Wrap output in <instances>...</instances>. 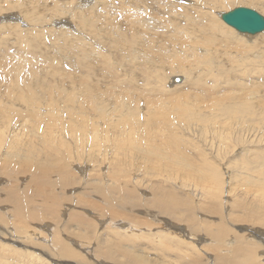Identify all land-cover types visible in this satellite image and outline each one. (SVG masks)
Here are the masks:
<instances>
[{
	"label": "rangeland",
	"instance_id": "1",
	"mask_svg": "<svg viewBox=\"0 0 264 264\" xmlns=\"http://www.w3.org/2000/svg\"><path fill=\"white\" fill-rule=\"evenodd\" d=\"M85 1L0 0V103L23 112L33 100L67 124L44 136L33 118L0 117V264H264V31L244 41L217 16L264 18V0ZM82 94L105 122L89 106L76 112ZM14 132L24 152L29 134L58 140L35 158L53 170L43 191L29 185L38 164L13 174L3 160Z\"/></svg>",
	"mask_w": 264,
	"mask_h": 264
},
{
	"label": "bare ground",
	"instance_id": "2",
	"mask_svg": "<svg viewBox=\"0 0 264 264\" xmlns=\"http://www.w3.org/2000/svg\"><path fill=\"white\" fill-rule=\"evenodd\" d=\"M18 1V0H17ZM186 1V0H185ZM80 2H85L86 3V1L85 0H80ZM114 2V1H113ZM190 2V1H189ZM217 2V1H216ZM107 3V2H106ZM203 3V2H202ZM258 3V2H257ZM19 4V3H18ZM180 4V3H179ZM64 7V6H63ZM97 7V6H96ZM216 7V6H215ZM137 8V7H136ZM164 8V7H163ZM252 8V7H251ZM259 8V7H258ZM70 9V8H69ZM118 9V8H117ZM169 9H170V7H169ZM261 9V8H260ZM214 10V9H213ZM264 10V9H263ZM84 11V10H83ZM121 11V10H120ZM261 11V10H260ZM75 13V12H74ZM199 13V12H198ZM259 14V13H258ZM109 16V15H108ZM201 16V15H200ZM217 16H219V17H221L222 16V13H219L218 12V14H217ZM262 16V15H261ZM3 18V17H2ZM2 18L0 19V21L2 20ZM5 18V17H4ZM180 18V17H179ZM68 19H69V17H68ZM4 21V20H3ZM3 21H1V22H3ZM67 21V20H66ZM5 22V21H4ZM107 22H108V20H107ZM107 22H106V24H107ZM191 22V21H190ZM148 23H149V21H148ZM110 24V23H109ZM95 25V24H94ZM78 26H79V24H78ZM84 26V25H83ZM90 26V25H89ZM111 26H113V25H111ZM193 26V25H192ZM58 27V26H57ZM220 27H223V26H220ZM68 28V27H67ZM110 28V27H109ZM162 28V27H161ZM199 28V27H198ZM234 28V27H233ZM71 29V28H70ZM231 29V28H230ZM198 30V29H197ZM43 31V30H42ZM87 31V30H86ZM206 31V30H205ZM55 32V31H54ZM113 32V31H112ZM116 32V31H115ZM123 32V31H122ZM122 32L120 33V35L122 34ZM132 32V31H131ZM224 32H227V28L224 30ZM125 33V32H124ZM132 33H134V31L132 32ZM155 33V32H154ZM206 33V32H205ZM232 33V35H233V33L234 32H231ZM237 33V32H236ZM236 33H234L235 35H237L238 37H240V39L241 40H244V41H246V40H248V42H249V38H243V37H247V36H243V35H239V34H242V33H238V34H236ZM9 34V33H8ZM29 34V33H28ZM53 35V34H52ZM80 35V34H79ZM100 35H102L103 36V34H100ZM119 35V34H118ZM123 35H125V34H123ZM123 35H121V36H123ZM172 36V35H171ZM256 36V35H255ZM21 37V36H20ZM134 37H136V36H134ZM170 37V36H169ZM27 38V37H26ZM46 38V37H45ZM76 38V37H75ZM87 38V37H86ZM100 38H101V36H100ZM123 38V37H122ZM133 38V37H132ZM173 38V37H172ZM104 39V38H103ZM106 39V38H105ZM116 39L119 41L120 39L119 38H117L116 37ZM115 39V40H116ZM126 39H127V36H126ZM129 39V38H128ZM127 39V40H128ZM140 39V38H139ZM235 39H237L238 40V38H235ZM33 40V39H32ZM141 40V39H140ZM45 41V40H44ZM240 41V40H239ZM78 42V41H77ZM116 42V41H115ZM144 42V41H143ZM163 42V41H162ZM174 43V42H173ZM178 43H180V42H178ZM250 43H251V41H250ZM25 44V43H24ZM59 44V43H58ZM103 44V43H102ZM90 45V44H89ZM126 45V44H125ZM129 45H131V46H133V43H130L129 42ZM46 46V45H45ZM122 46H123V44H122ZM135 46H136V44H135ZM141 45L140 44H138V47H140ZM255 46V45H254ZM90 47V46H89ZM121 47V46H120ZM127 47V46H126ZM195 47V46H194ZM130 48H132V47H130ZM143 48V47H142ZM244 48V47H243ZM124 49H125V47H124ZM154 49H158V47L157 46H155L154 47ZM184 49H185V47H184ZM197 49V48H196ZM196 49H194L195 51H196ZM142 50V49H141ZM201 50V49H200ZM56 51V50H55ZM145 51V50H144ZM150 51V50H149ZM178 51H180V50H178ZM191 51V50H190ZM52 52V51H51ZM127 52H130L129 51V49H128V51ZM133 52V51H132ZM137 53V52H136ZM123 53L121 52V55H122ZM141 54V53H140ZM142 55V54H141ZM131 56H132V54H131ZM41 57V56H40ZM68 57V56H67ZM130 57V56H129ZM139 58V56H136V58ZM143 57V58H142ZM142 59H141V61H143V62H145V64L147 63V64H152V69H153V64H155L154 63V61H155V56L153 55V54H150L149 55V57H148V55H147V57H145V55H142ZM27 58H28V56H27ZM72 59V58H71ZM122 60V59H121ZM134 60V57L133 58H131L129 61H133ZM136 60H138V59H136ZM177 60V59H176ZM124 61H125V59H124ZM178 61V60H177ZM181 61V60H180ZM19 62V61H18ZM36 62H37V60H36ZM39 62V61H38ZM37 62V63H38ZM67 62H68V60H67ZM21 63V62H20ZM36 63V64H37ZM43 63V62H42ZM99 63H101V62H99ZM158 63V62H157ZM155 64V65H159V63L158 64ZM184 63V62H183ZM48 64V63H47ZM144 64V65H145ZM175 64H176V62H175ZM179 65H180V63H178ZM23 65V64H22ZM79 65V64H78ZM103 65V64H102ZM101 65V66H102ZM179 65H177V66H179ZM181 65H184V64H182V62H181ZM45 66V65H44ZM47 66H49V65H47ZM137 66V65H136ZM139 66V65H138ZM142 66V65H141ZM140 66V67H141ZM146 66V65H145ZM160 66V65H159ZM60 67V66H59ZM78 67V66H77ZM135 67V66H134ZM138 68V67H137ZM156 68V67H155ZM161 68V67H160ZM169 68V67H168ZM173 68V67H172ZM171 68V69H172ZM45 69V68H44ZM84 69H85V67H84ZM94 69H96L95 67H94ZM102 69V68H101ZM112 69V68H111ZM88 70V69H87ZM52 71V70H51ZM96 71H98V70H96ZM138 71V70H137ZM143 71H144V69H143ZM155 71V70H154ZM180 71V70H179ZM76 72V71H75ZM98 72H101V71H98ZM139 72V71H138ZM20 73V72H19ZM80 73V72H79ZM156 73V72H155ZM161 73V72H160ZM178 73H180V72H178ZM260 73V72H259ZM34 74H35V72H34ZM67 74V73H66ZM75 74V73H74ZM85 74V73H84ZM31 75V74H30ZM73 75V74H72ZM199 75V74H198ZM47 76V75H46ZM64 76V75H63ZM77 77V76H76ZM110 77V76H109ZM129 77V76H128ZM196 76H194V78H195ZM45 78V77H44ZM85 78V77H84ZM115 78V77H114ZM119 78V77H118ZM121 78V77H120ZM146 78V77H145ZM151 78V77H150ZM112 79V78H111ZM170 79V78H169ZM113 80V79H112ZM32 81V80H31ZM68 81V80H67ZM94 81V80H93ZM109 81V80H108ZM173 82V81H172ZM171 82V83H172ZM116 83V82H115ZM170 83V82H169ZM170 83V84H171ZM77 84H79V82L77 83ZM169 84V85H170ZM36 85V84H35ZM38 85V84H37ZM65 85V84H64ZM63 85V86H64ZM104 85V84H103ZM107 85V84H106ZM199 85V84H198ZM75 86V85H74ZM97 86V85H96ZM125 86V85H124ZM172 86H176V83H173V85ZM33 87V86H32ZM86 87V86H85ZM98 87H100V86H98ZM134 87V86H133ZM21 88V87H20ZM49 88V87H48ZM88 88V87H87ZM165 89V88H164ZM218 89V88H217ZM31 90V89H30ZM42 90H43V88H42V86L40 87V85L38 86V91H39V93H41L42 92ZM85 90V89H84ZM88 90V89H87ZM95 90H96V87H95ZM114 90V89H113ZM27 91V90H26ZM67 91V90H66ZM73 91V90H72ZM76 91V90H75ZM83 91V90H82ZM99 92H100V90H98ZM107 91V90H106ZM127 91H128V89H127ZM131 91V90H130ZM37 92V91H36ZM61 92H63V91H61ZM109 92V95L107 94V96H110L111 94V92L110 91H108ZM125 92H126V90H125ZM29 93H30V91H29ZM28 93V94H29ZM44 93V92H43ZM48 93V92H47ZM46 93V94H47ZM54 93V92H53ZM73 93V92H72ZM83 93V92H82ZM85 93V92H84ZM88 93V92H87ZM158 93V92H157ZM164 93V92H163ZM91 94V93H90ZM125 94V93H124ZM138 94V93H137ZM165 94V96H166V93H164ZM29 95H33V92L31 93V94H29ZM70 95V94H69ZM83 95V94H82ZM91 95H95V96H97V90H96V92H93V94H91ZM84 96L85 97V101L84 100H82L85 104H83V106L81 105V103H83V102H78V104H79V106H77V107H74L75 108V110H76V112H78L77 111V109L78 110H80L81 111V113H84V111H83V107L84 106H89V108L91 107L92 109H93V111L97 114V118H96V120L97 119H102V122L104 121L103 120V118L105 119V112H104V109L101 107V106H98L97 104H94V103H88L87 102V99H90L91 101L92 100H94L95 99V97L93 96ZM114 95H115V93H114ZM119 94H117V96H118ZM34 96V95H33ZM47 96V95H46ZM116 96V97H117ZM188 96H189V94H188ZM15 97V96H14ZM29 97V96H28ZM35 97V96H34ZM187 97V96H186ZM21 98V97H20ZM75 98L76 97H73V99L75 100ZM97 98V97H96ZM108 98V97H107ZM112 98H114L113 96H112ZM188 98V97H187ZM187 98H185V99H187ZM49 99V98H48ZM117 99V98H116ZM164 99V98H163ZM176 99V98H175ZM53 100V99H52ZM70 100V99H69ZM89 100V101H90ZM10 102V97L6 100V102ZM18 101H19V99H18ZM38 101H40L39 99H38ZM46 101V100H45ZM65 100H63V102H64ZM71 101V100H70ZM76 102H77V100H75ZM99 101H100V99H99ZM129 101V100H128ZM173 101V100H172ZM183 101V100H182ZM220 101V100H219ZM11 102H12V100H11ZM50 102H52V101H50ZM58 102V101H57ZM67 102V101H66ZM75 102V103H76ZM13 103H15V102H13ZM22 103H23V105L28 109L29 107H30V109H33V110H30V111H32V112H30V111H28V110H24L23 112L22 111H19V110H21V109H19V110H16V109H13V108H11V107H13V106H11V107H9L8 105H11V104H4V106H3V104H1L0 105V117L3 119V120H7L8 118H12L13 117V115H15V117H16V120L18 121H21L22 120V122L25 124V122L27 123V122H29V118H33V119H35V122H33L32 123V125L30 126V124H31V122H29V125H27V126H30V127H34L33 129L34 130H32V132H34V133H36V132H40V134H42V135H44V136H50L51 134H52V132H56V131H53V130H55V129H59V131L57 132V133H62V131L66 128V126H67V124H66V122H65V120H63L62 118L61 119H59L60 117H57L56 115L57 114H59L60 112H59V109H57V112L55 111L56 109H54V111L56 112V113H54V112H50L49 114H51V119L48 117V116H46V114H43V113H41L40 111L38 112V106H40V104H35V106H36V109H37V111H35V107H33L34 106V104H33V100H30V101H28V102H26V101H22ZM45 103V102H44ZM68 103V102H67ZM72 103V102H71ZM119 103V102H118ZM124 103V102H123ZM149 103V102H148ZM183 103V102H182ZM197 103V102H196ZM47 104V103H46ZM69 104V103H68ZM100 104V103H99ZM57 105V104H56ZM55 105V106H56ZM61 105V104H60ZM74 105V104H73ZM148 105V104H147ZM48 106V105H47ZM46 106V107H47ZM71 106H72V104H71ZM16 107V106H15ZM14 107V108H15ZM44 107V106H43ZM51 107V106H50ZM49 107V108H50ZM48 108V107H47ZM46 108V109H47ZM56 108H59L58 107V105H57V107ZM73 108V109H74ZM184 108V107H183ZM25 109V108H24ZM42 109V108H41ZM44 109V108H43ZM50 109H52V108H50ZM86 109V108H85ZM92 109H90L91 111H92ZM191 109V108H190ZM23 110V109H22ZM62 110V109H61ZM69 109H67V111H68ZM72 110V109H71ZM186 110H189V108L188 109H186ZM9 111L11 112V113H13V114H10L9 113ZM48 111V110H47ZM75 113V112H74ZM79 113V112H78ZM89 113V112H88ZM93 113V112H92ZM7 114V116H5ZM67 114H69V113H67ZM66 114H61V115H59V116H65ZM109 117V116H108ZM140 117V116H139ZM39 119V121H36V119ZM32 119V120H33ZM8 121V120H7ZM117 121V120H116ZM133 121V120H132ZM131 121V122H132ZM138 121V120H137ZM1 122V121H0ZM60 122V127H58V123ZM105 122V121H104ZM158 122V121H157ZM156 122V123H157ZM96 123V122H95ZM135 123H137V122H135ZM94 124V123H93ZM93 124H91L92 126H93ZM97 124V123H96ZM102 124H104V128H103V130H107V131H111V126L107 123H102ZM132 124V123H131ZM113 125V124H112ZM2 126V125H1ZM0 126V127H1ZM153 126V125H152ZM96 126H94V128H92V129H95V131L97 130V128H95ZM148 127V126H147ZM82 128L83 129H86V124L85 123H82ZM113 128H114V126H113ZM133 128V127H132ZM144 128H146V127H144ZM90 129V128H89ZM153 129V128H152ZM155 129V128H154ZM5 130V129H4ZM76 130H78V131H82V129L80 128V122H78L77 123V129ZM116 129H114V130H112V131H115ZM118 130V129H117ZM94 131V132H95ZM111 131V132H112ZM9 132V131H8ZM11 132V131H10ZM24 132V131H23ZM91 132V131H90ZM94 132H93V134H94ZM147 132V131H146ZM145 132V133H146ZM149 132V131H148ZM5 133V132H4ZM20 133V132H19ZM28 133H30V132H28ZM6 134V133H5ZM12 135V136H11ZM11 135H9V137H8V141H7V143L5 144V146H7V149L5 150V152H4V154H3V160L6 162V163H12V167L14 168V171H13V174H14V172H20V171H22V169L24 168L25 169V167L29 164V166L30 167H32L34 164H38V166H37V170L35 169V174L34 175H36V177L38 178V180H37V178L35 177V178H31L30 176V178L32 179V182L33 183H29V185H31V187L32 186H34L33 187V189H34V191L36 192V191H43V189H42V186H43V188H44V186H45V184H41L40 185V183L42 182V178H48V177H51V176H49V175H53V170L49 167V166H47V165H42V164H40V163H35V158L37 157V156H40V155H46V154H49V153H51L54 149H55V146H56V142L58 141H56V139H48L47 137H39L37 134H29L28 135V137H27V139H28V142L27 143H29L30 145H31V149L29 150V152H24L21 148H20V145L22 144V142L24 141V138L22 139H19V140H16V141H13V139L15 138V132H14V136H13V134H11ZM97 135V134H96ZM115 135H117V134H115ZM122 135V134H121ZM145 135V134H144ZM6 136V135H5ZM118 136V135H117ZM127 136H128V134H127ZM23 137V136H22ZM100 137V136H99ZM94 141H96V139H98V137L96 138V136H95V134L94 135H92V137H91ZM136 138V137H135ZM103 139V138H102ZM6 140V139H5ZM116 140V139H115ZM129 140V139H128ZM143 140H144V137H143ZM145 141H146V139H145ZM0 142H2L1 140H0ZM60 142V141H59ZM58 142V143H59ZM130 142V141H129ZM129 142H127V143H129ZM132 143V142H131ZM138 143V142H137ZM123 144H124V142H121L120 140H118L117 139V141H115V142H111V146L113 147V149H123L124 150V147H123ZM142 144V143H141ZM131 145H133V144H131ZM143 146H144V144H143ZM112 147H111V149H112ZM137 148H140V147H137ZM151 148H153L152 146H150L149 148H148V146H147V149H144V147L142 148V149H144V151L141 153L142 154V157L143 158H148V159H151V163H156V161H154V162H152L153 161V159L152 158H157L156 160H158V151L156 152H154V151H152L151 152ZM117 149V151H119ZM153 150V149H152ZM126 151V150H125ZM127 152V151H126ZM125 152V153H126ZM129 152V151H128ZM113 153H114V151H113ZM132 153V152H131ZM134 154H135V152H133ZM120 154V153H119ZM121 154H123V153H121ZM136 154H137V151H136ZM141 154H140V156H141ZM148 155H151V156H148ZM135 156V155H134ZM141 157V158H142ZM25 163H27V165L25 166ZM26 170V169H25ZM28 170V169H27ZM29 171V170H28ZM28 171H26V173L28 172ZM25 173V174H26ZM30 173H32V172H30ZM28 174V173H27ZM26 174V175H27ZM24 176V175H23ZM31 176H32V174H31ZM26 179H27V177H26ZM48 180H49V178H48ZM50 181V180H49ZM56 181H58L60 184H57V186L59 185V188L63 185L62 184V181L61 180H59V179H57ZM28 182V181H27ZM29 182H30V179H29ZM40 182V183H39ZM32 184H34V185H32ZM47 186V185H46ZM50 186H48V188H49ZM24 189H25V187H23ZM46 188V187H45ZM47 188V189H48ZM55 188H57V187H55ZM11 192V191H10ZM9 192V193H10ZM19 192V191H18ZM20 193V195L18 196V195H14L13 197H11L10 196V198H11V200L12 201H15L16 202V204H18L17 205V209H18V211H21L22 212V210L24 209V207H25V205H26V197L25 196H23V194H21V192H19ZM10 194H13V193H10ZM59 196V194L57 195V197ZM60 197H62V198H64L65 196H63V195H61ZM28 200V199H27ZM60 200V199H59ZM64 200V199H63ZM81 200L82 199H80V201L79 202H81ZM77 201V200H76ZM77 201V202H78ZM83 201V200H82ZM8 202V201H7ZM84 202V201H83ZM22 203H24L23 205H22ZM61 203H62V200H61ZM28 204V203H27ZM53 204V203H52ZM54 205V204H53ZM15 206V205H14ZM16 207V206H15ZM14 207V208H15ZM11 210V209H10ZM26 210V209H25ZM28 211V210H27ZM29 212V211H28ZM23 213V212H22ZM55 213V212H54ZM80 213V212H79ZM78 213V214H79ZM9 214V213H8ZM10 214H12V212L10 213ZM32 214V213H31ZM24 215V214H23ZM29 215V214H28ZM59 215V214H58ZM68 215V214H67ZM11 216V215H10ZM32 216V215H31ZM31 216H28V217H31ZM77 216V215H76ZM76 216H73V217H71V218H69L70 220H72L74 217H76ZM70 217V216H69ZM103 218H101V220H102ZM120 220V219H119ZM123 221V220H122ZM121 221V222H122ZM112 223L113 224V221H109V223ZM117 222V221H116ZM120 223V222H119ZM117 223H115V224H113V225H116ZM123 224V223H122ZM119 226H121V224H119ZM133 226V225H132ZM172 226V225H171ZM179 226V225H178ZM171 228V227H170ZM129 232H132V231H135V227L133 228V227H129ZM137 230V229H136ZM185 230V229H184ZM124 231H126V230H124ZM182 232V231H181ZM188 232V231H187ZM187 232H185L186 234H184V235H188L189 234V232L187 233ZM259 233V232H258ZM259 235V234H258ZM257 235V236H258ZM189 237V236H188ZM260 237V236H259ZM191 238V237H190ZM258 238V237H257ZM253 239V238H252ZM261 240V239H260ZM69 242H72L73 243V241L72 240H70ZM253 243V242H252ZM74 244V243H73ZM76 244V243H75ZM215 244V243H214ZM252 247V246H251ZM258 249H259V247H258ZM235 252V251H234ZM210 262V261H209ZM218 262V261H217ZM221 262V261H220ZM224 263V262H223Z\"/></svg>",
	"mask_w": 264,
	"mask_h": 264
},
{
	"label": "water",
	"instance_id": "3",
	"mask_svg": "<svg viewBox=\"0 0 264 264\" xmlns=\"http://www.w3.org/2000/svg\"><path fill=\"white\" fill-rule=\"evenodd\" d=\"M221 20L242 34L255 36L264 31V18L252 9H234L222 15Z\"/></svg>",
	"mask_w": 264,
	"mask_h": 264
}]
</instances>
